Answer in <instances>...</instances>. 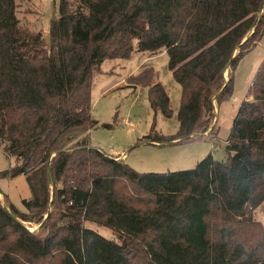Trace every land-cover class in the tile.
Segmentation results:
<instances>
[{"label": "trees", "instance_id": "16d2710c", "mask_svg": "<svg viewBox=\"0 0 264 264\" xmlns=\"http://www.w3.org/2000/svg\"><path fill=\"white\" fill-rule=\"evenodd\" d=\"M263 4L60 0L46 43L18 20L16 0H0V148L17 161L0 179L24 175L31 191L24 212L0 201V264H264V229L251 212L264 201V60L226 161L139 173L89 139L99 66L164 50L182 88L179 130L164 139L205 137L214 102L231 97L238 64L263 37ZM141 81L151 108L171 118L165 88Z\"/></svg>", "mask_w": 264, "mask_h": 264}, {"label": "rangeland", "instance_id": "374dc122", "mask_svg": "<svg viewBox=\"0 0 264 264\" xmlns=\"http://www.w3.org/2000/svg\"><path fill=\"white\" fill-rule=\"evenodd\" d=\"M59 1L16 0L17 18L23 25L40 31L46 43H49L51 24L58 16ZM262 15L264 6L259 16ZM263 60L264 34L260 42L238 64L231 97L220 108L214 102L215 119L204 134L205 137H195L185 142H168L164 139L175 136L179 130L178 112L182 100V88L169 70L167 52L164 50L152 54L135 51L128 60H106L91 80V116L98 125L89 133L90 142L93 147L113 158L123 159L139 173L192 170L209 155L215 161H226L229 157L226 142L233 120L246 100ZM228 74H225L227 79ZM145 76H150L152 84L160 83L165 88L173 110L171 118H166L160 111L151 108L149 86L141 81ZM215 130L217 137H210ZM16 165L15 158L8 156L0 148V173L11 170ZM119 191H122L120 187ZM5 197L24 212L22 202L31 197L26 176L0 179L2 204H8ZM251 212L253 219L264 229V201ZM93 227L103 236H113L111 230L96 225ZM37 229L30 228L31 231Z\"/></svg>", "mask_w": 264, "mask_h": 264}, {"label": "water", "instance_id": "95a60500", "mask_svg": "<svg viewBox=\"0 0 264 264\" xmlns=\"http://www.w3.org/2000/svg\"><path fill=\"white\" fill-rule=\"evenodd\" d=\"M264 6V5H263ZM249 36H247V38H248ZM247 38L243 41V42H245L246 40H247ZM236 54V53H235Z\"/></svg>", "mask_w": 264, "mask_h": 264}]
</instances>
